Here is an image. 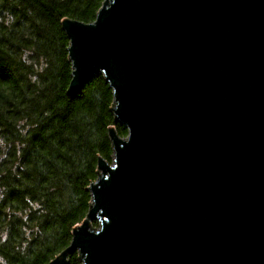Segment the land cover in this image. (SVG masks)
<instances>
[{
	"label": "water",
	"instance_id": "obj_1",
	"mask_svg": "<svg viewBox=\"0 0 264 264\" xmlns=\"http://www.w3.org/2000/svg\"><path fill=\"white\" fill-rule=\"evenodd\" d=\"M61 26L69 94L102 75L127 136L108 128L113 163L48 264H264V0H104Z\"/></svg>",
	"mask_w": 264,
	"mask_h": 264
},
{
	"label": "trees",
	"instance_id": "obj_2",
	"mask_svg": "<svg viewBox=\"0 0 264 264\" xmlns=\"http://www.w3.org/2000/svg\"><path fill=\"white\" fill-rule=\"evenodd\" d=\"M103 1L0 0V264H47L70 244L98 157L112 161L108 128L127 135L102 75L68 91L61 20L89 23Z\"/></svg>",
	"mask_w": 264,
	"mask_h": 264
},
{
	"label": "bare ground",
	"instance_id": "obj_3",
	"mask_svg": "<svg viewBox=\"0 0 264 264\" xmlns=\"http://www.w3.org/2000/svg\"><path fill=\"white\" fill-rule=\"evenodd\" d=\"M103 3V2H102ZM101 6H102V4H101ZM101 6H100V8H101ZM99 8V9H100ZM62 21V20H61ZM62 27V26H61ZM69 40V39H68ZM69 46V45H68ZM68 58H69V56H68ZM69 61H70V59H69ZM71 62V61H70ZM71 66H72V63H71ZM73 69V68H72ZM71 76H72V73H71ZM71 79H72V77H71ZM86 84V83H85ZM84 84V85H85ZM78 92V91H77ZM76 92V93H77ZM76 93H74V94H76ZM74 94H71V95H74ZM113 98H114V96H113ZM112 106H113V103H112ZM116 121V120H115ZM116 131V130H115ZM108 134H110L109 133V130H108ZM118 134V133H117ZM119 135V134H118ZM127 136V135H126ZM125 136V137H126ZM119 137H121L120 135H119ZM125 137H121V138H123V139H125ZM109 139H110V142H111V138H110V135H109ZM111 146H112V142H111ZM113 157V156H112ZM108 162V161H107ZM109 164H112L113 163V160L111 161V162H108ZM96 169H98V161H97V166H96ZM99 175H101V174H99V172L97 171V176H96V179L94 180V181H92V183L94 184V182H96V180H97V178L99 177ZM88 187H90V184L88 185ZM90 192V191H89ZM92 204V198H91V201H90V205ZM90 207V206H89ZM77 224H81V222L80 223H76V224H74L73 225V227L75 226V225H77ZM100 225H101V223H95L94 225H93V223H92V221H90V224H89V228H94V229H98L99 227H100ZM73 227H72V229H71V239H70V243L72 242V234H73ZM68 247V246H67ZM66 247V248H67ZM64 250V249H63ZM60 253V252H59ZM59 253H57L51 260H53ZM73 254H76V256H77V258H76V262H71L70 261V256L71 255H67V257L65 258V260H69V264H85V262H84V255H82L81 257H80V251L79 250H77V251H75ZM72 254V255H73ZM60 258V255L57 257V259H59ZM50 260V261H51ZM49 261V262H50ZM48 262V263H49ZM47 263V264H48Z\"/></svg>",
	"mask_w": 264,
	"mask_h": 264
},
{
	"label": "rangeland",
	"instance_id": "obj_4",
	"mask_svg": "<svg viewBox=\"0 0 264 264\" xmlns=\"http://www.w3.org/2000/svg\"><path fill=\"white\" fill-rule=\"evenodd\" d=\"M98 172H99V174H101V171H98ZM92 223H93V225H94L95 223H97V224H98V222H97V221H95V222L93 221Z\"/></svg>",
	"mask_w": 264,
	"mask_h": 264
}]
</instances>
